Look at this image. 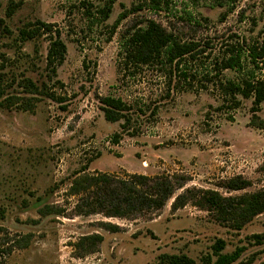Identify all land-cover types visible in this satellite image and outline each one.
Wrapping results in <instances>:
<instances>
[{
	"label": "rangeland",
	"instance_id": "rangeland-1",
	"mask_svg": "<svg viewBox=\"0 0 264 264\" xmlns=\"http://www.w3.org/2000/svg\"><path fill=\"white\" fill-rule=\"evenodd\" d=\"M106 1L0 0V264H159L163 253L207 264L204 257L216 238L225 240L223 252L243 247L231 264H264V241L251 237L264 233V212L236 231L190 202L170 209L184 187L225 195L264 187V126L249 124L250 99L235 109L219 108L218 88L202 79L227 45L264 38V0H221L222 5L216 0H116L109 17L100 21L97 11ZM11 3L17 6L7 15ZM125 9L130 12L113 26ZM146 19L182 41L200 44L203 54L185 68L194 79H170L161 65L123 66L121 36ZM37 21L58 29L66 45L55 73L46 64L48 34L19 38L20 28ZM261 65L254 71L264 77ZM221 77L233 78L235 72L222 70ZM25 79L54 99L29 92L34 90ZM107 94L143 111L117 144L111 136L120 131V122L106 121L96 99ZM258 114L264 125V104ZM85 164L86 172L118 177L137 172L188 180L163 207L135 218L73 216L78 196L67 191ZM238 174L252 185L230 193L219 186ZM45 206L61 207L69 217L43 215ZM100 221L118 224L120 230L108 232ZM94 232L103 237L96 250L76 256L78 238Z\"/></svg>",
	"mask_w": 264,
	"mask_h": 264
},
{
	"label": "trees",
	"instance_id": "trees-1",
	"mask_svg": "<svg viewBox=\"0 0 264 264\" xmlns=\"http://www.w3.org/2000/svg\"><path fill=\"white\" fill-rule=\"evenodd\" d=\"M116 0H107L97 13L99 20L109 17L113 3ZM233 0H225V4ZM217 5H222L221 0H216ZM17 3H11L7 15L12 14ZM130 11L126 9L118 14L113 24H116L127 16ZM95 15L92 14L91 17ZM5 28V27H4ZM38 33L48 34V48L46 53V64L48 70L56 72V66L61 64L65 58L66 45L61 38L60 31L53 29L50 23L37 21L33 27H22L19 29V38L25 41L34 38ZM200 44L193 40L182 41L173 32L167 30L153 19H146L143 24L136 25L121 36V56L125 68L139 67L143 65H161L169 73V78L190 77L194 79L195 74L186 73L187 61L196 59L203 54ZM220 57H214L211 67L205 62L202 79L213 81L218 88L223 103L219 108L235 109L240 106L243 99H250L249 124L262 128L263 120L259 116L261 104H264V77L255 74V69L261 70L264 65V38L247 43L245 39L236 41L235 44L227 45ZM209 58V55H205ZM187 69V68H186ZM235 72V77H221L222 70ZM195 72V71H194ZM215 80V81H214ZM26 86L34 91L42 92L45 96L54 99L52 93L40 91L30 80L25 79ZM191 85V83H188ZM203 84V83H202ZM206 88L204 85H201ZM1 96V92H0ZM1 98V97H0ZM99 108L103 117L108 122H120V131L114 132L111 142L117 144L120 136L129 131V125L138 118V112L134 106L121 97L111 94L97 95ZM6 102L8 101L5 99ZM227 103V104H224ZM3 103L0 101V106ZM29 102L23 106L28 109ZM62 108H65L62 106ZM157 107L150 110V116L156 115ZM87 165H83L72 178L69 195H76L77 201L72 208L73 216H88L101 213L105 217L135 218L144 212L158 210L174 192L184 187L188 178L185 175H146L142 173H126L124 177L114 176L109 173L95 171L86 172ZM252 185V181L242 175H234L219 184L226 192L240 191ZM190 202L198 209L205 210L216 223L233 230H241L254 217L264 212V187L253 191L239 194H222L211 188L184 187L182 192L174 195L170 204L171 210H176ZM41 214L55 213L64 215L63 208H52L45 206L40 209ZM99 227L108 232H117L120 226L110 221H100ZM251 237L254 242L264 241V233H255ZM103 237L98 232L82 235L75 243L80 251L76 256L81 257L87 253L94 252ZM226 242L223 238H216L211 245V253L205 255L207 264H231L241 254L243 247H236L231 252H223ZM159 264H195L194 259L186 254H167L158 256Z\"/></svg>",
	"mask_w": 264,
	"mask_h": 264
}]
</instances>
